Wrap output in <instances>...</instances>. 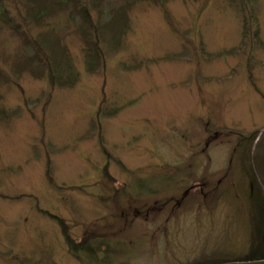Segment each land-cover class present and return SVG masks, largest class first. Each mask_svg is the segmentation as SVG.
<instances>
[{
    "label": "rangeland",
    "instance_id": "obj_1",
    "mask_svg": "<svg viewBox=\"0 0 264 264\" xmlns=\"http://www.w3.org/2000/svg\"><path fill=\"white\" fill-rule=\"evenodd\" d=\"M83 2L100 20L115 0ZM156 2L128 10L95 73L65 38L73 87L14 72L23 42L0 30V264H219L264 241V190L241 156L264 131V0L253 16L231 0ZM56 218L94 249L74 255Z\"/></svg>",
    "mask_w": 264,
    "mask_h": 264
},
{
    "label": "trees",
    "instance_id": "obj_2",
    "mask_svg": "<svg viewBox=\"0 0 264 264\" xmlns=\"http://www.w3.org/2000/svg\"><path fill=\"white\" fill-rule=\"evenodd\" d=\"M14 1L25 6L29 13L28 18H23L27 31L21 24L14 22L7 1L0 0V30L9 29L23 42L24 55L21 59H16L13 62L14 72L20 74L24 70H29L32 71L31 74L34 72L33 75L46 76L52 84L73 87L78 81L79 72L70 56L69 49L64 44L65 38L69 34H74L82 39L85 46V68L88 72L95 73L104 66L105 48L116 50L121 46L125 35L130 30L128 10L146 0H118L120 3H116L117 0H115L107 15L99 11L100 20L109 17L108 21L103 24H100L99 19H94L89 8L83 4L84 0H12V5H14ZM156 1L158 4L166 0ZM231 1L239 6V10L244 12V16L247 15L246 13L253 16L254 0ZM117 4L120 6L114 8ZM160 6L164 5L161 3ZM36 30L39 31L34 33L33 31ZM249 31L246 29L247 34ZM36 34L37 36H35ZM0 56L2 55L0 54ZM1 117H3V112L0 110ZM241 141L246 142V139L242 138ZM242 153L244 155L241 154V156L252 155L248 145L244 146ZM251 174L257 183V188H261L254 171ZM58 221L74 255L94 249L95 246H89L87 243L76 246L68 236L69 227H66V224L60 220ZM260 250L263 252L256 253ZM250 255V258L235 261L264 259V241L260 242L257 248H253Z\"/></svg>",
    "mask_w": 264,
    "mask_h": 264
},
{
    "label": "water",
    "instance_id": "obj_3",
    "mask_svg": "<svg viewBox=\"0 0 264 264\" xmlns=\"http://www.w3.org/2000/svg\"><path fill=\"white\" fill-rule=\"evenodd\" d=\"M253 169L258 181L264 189V131L261 133L255 146L253 156ZM225 264H264V260L253 262H234Z\"/></svg>",
    "mask_w": 264,
    "mask_h": 264
},
{
    "label": "flooded vegetation",
    "instance_id": "obj_4",
    "mask_svg": "<svg viewBox=\"0 0 264 264\" xmlns=\"http://www.w3.org/2000/svg\"><path fill=\"white\" fill-rule=\"evenodd\" d=\"M190 189L192 190L191 192L197 190V188H194V187H192V188H190ZM190 189H189V190H190ZM187 193L189 194L190 192L187 190ZM172 200H175V199H172V198H171V199L169 200V204L172 202ZM181 200H182V199H181ZM181 200H180V199H176L175 202L178 204ZM165 205L168 206L167 204H165ZM166 206H165V207H166Z\"/></svg>",
    "mask_w": 264,
    "mask_h": 264
}]
</instances>
